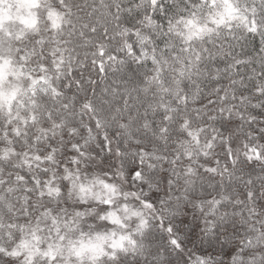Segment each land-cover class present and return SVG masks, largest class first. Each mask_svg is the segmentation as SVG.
I'll return each instance as SVG.
<instances>
[{"label":"snow or ice","instance_id":"snow-or-ice-1","mask_svg":"<svg viewBox=\"0 0 264 264\" xmlns=\"http://www.w3.org/2000/svg\"><path fill=\"white\" fill-rule=\"evenodd\" d=\"M0 264H264V0H0Z\"/></svg>","mask_w":264,"mask_h":264}]
</instances>
